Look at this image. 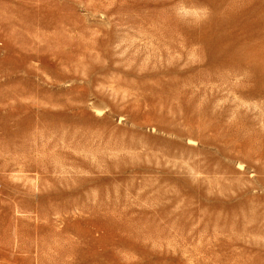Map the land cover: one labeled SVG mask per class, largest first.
I'll return each instance as SVG.
<instances>
[{
    "label": "rangeland",
    "instance_id": "374dc122",
    "mask_svg": "<svg viewBox=\"0 0 264 264\" xmlns=\"http://www.w3.org/2000/svg\"><path fill=\"white\" fill-rule=\"evenodd\" d=\"M0 264H264V0H0Z\"/></svg>",
    "mask_w": 264,
    "mask_h": 264
}]
</instances>
